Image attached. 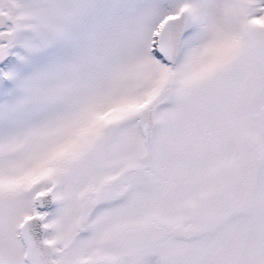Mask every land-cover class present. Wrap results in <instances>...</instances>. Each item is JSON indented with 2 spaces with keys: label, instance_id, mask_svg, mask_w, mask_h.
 <instances>
[{
  "label": "snow or ice",
  "instance_id": "1",
  "mask_svg": "<svg viewBox=\"0 0 264 264\" xmlns=\"http://www.w3.org/2000/svg\"><path fill=\"white\" fill-rule=\"evenodd\" d=\"M0 264H264V0H0Z\"/></svg>",
  "mask_w": 264,
  "mask_h": 264
}]
</instances>
